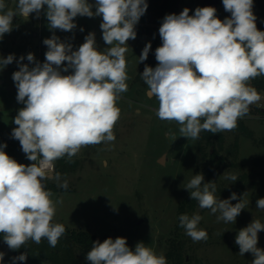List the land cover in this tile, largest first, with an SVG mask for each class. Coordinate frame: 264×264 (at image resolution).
Listing matches in <instances>:
<instances>
[{
    "label": "clouds",
    "instance_id": "obj_1",
    "mask_svg": "<svg viewBox=\"0 0 264 264\" xmlns=\"http://www.w3.org/2000/svg\"><path fill=\"white\" fill-rule=\"evenodd\" d=\"M231 15L223 20L214 7H197L193 15L184 8L178 15L167 14L159 27L161 45L155 49L156 67L145 65L141 78L147 95L158 101L156 116L179 125L180 137L198 140L202 131L217 134L234 130L238 120L249 114L250 106L259 104L261 94L251 81L264 76V31L257 28L253 0H222ZM46 6V7H45ZM95 7V11H93ZM148 8L147 0H17L15 9L0 0V40L16 25L14 17L44 12L47 27L53 32L43 40L47 46L45 62L27 54L24 64L17 60L18 71L12 74L17 88L16 99L24 107L14 118L17 127L11 138L18 140L31 164L18 163L0 144V234L10 250H19L28 241L36 244L47 239L56 247L65 234L63 224L54 222L57 205L46 181L67 189V180L55 172V161H69L82 148L114 142V127L120 119L118 102L128 91L126 52L128 41L137 36L136 25ZM80 17H102L100 28L107 45L98 50L95 33L73 50L60 40L56 30L71 32ZM83 31V28L80 29ZM151 43L139 56L147 60ZM14 54L0 56V70L13 63ZM65 62L67 64L65 65ZM71 74L64 75L69 70ZM176 138H174L175 140ZM235 182V174L224 176ZM201 209H210L217 220L234 224L247 206L233 192L228 199L217 198L216 184L204 182L202 173L195 174L183 187ZM264 211V198L256 202ZM179 226L193 242L206 241L207 231L199 228L202 216H179ZM264 223L253 219L240 229L235 243L239 255L251 253L252 264H264V249L257 247L258 233ZM5 253L0 252V264ZM27 254L12 258V264L26 261ZM90 264H168L163 253L138 242L135 249L126 238L93 241L86 254Z\"/></svg>",
    "mask_w": 264,
    "mask_h": 264
},
{
    "label": "rangeland",
    "instance_id": "obj_2",
    "mask_svg": "<svg viewBox=\"0 0 264 264\" xmlns=\"http://www.w3.org/2000/svg\"><path fill=\"white\" fill-rule=\"evenodd\" d=\"M194 2L203 0H185L179 5L177 15ZM89 3L94 5L95 0H89ZM16 4L17 0H10L7 8L15 9ZM92 10L95 11V7ZM218 10L221 20L231 15L226 17L223 8ZM74 22L76 29L71 32L56 30L55 35L77 50L85 36L94 32L98 50L107 47L100 28L102 17L77 16ZM13 24L16 27L0 40V56L14 54L16 57L13 63L0 70V144L7 145L4 151L18 163L28 165L32 162L22 152L19 141L9 136L17 127L13 121L18 110L24 107L16 99L17 88L12 74L19 70L16 61L21 56L25 57L22 63L34 67L26 59L28 53H33L36 61L45 62L47 46L43 40L50 38L53 32L47 27L43 11L38 19L35 13L30 14L27 20L14 17ZM81 28L83 31H80ZM136 32V39L127 42L129 48L125 55L130 79L127 81L128 91L118 102L121 115L114 127L115 141L82 148L72 158L75 165L61 175L62 180L68 182L67 189L57 187L52 180L45 182L46 185L54 182L57 191H52L53 200H62V204L57 205L54 222L101 238H126L127 245L133 250L138 242H143L157 254L163 253L168 264L172 263L167 258V252L177 239L183 240L186 257L192 264H252L254 257L251 253L239 255L235 238L238 231L253 219L264 223V211L256 206L257 200L264 198V92L259 104L251 105L249 114L242 118L253 131V138L240 136L237 158L228 156L208 180L216 184L217 198L228 199L235 192L238 199L231 203L235 205L242 198L247 202L246 208L231 224L218 221V213L201 209L197 202L190 217L193 214L202 216L199 228L207 231V240L193 242L185 230L178 238L179 207L190 198L189 191L183 187L193 175L203 174L206 167L199 149L202 132L198 140H188L179 136L177 123L163 121L156 116L158 101L148 97L147 85L141 78L145 61L139 63L143 48L147 43L152 46L156 34L152 26L147 32L139 30L136 25ZM161 43L159 36L155 49ZM157 63L154 59L153 68ZM71 71L62 74L68 75ZM233 139V134L226 133L225 148ZM161 160L163 163H160ZM253 168L258 173L253 178L255 187L247 185L243 178ZM228 174H235L238 180L232 182L225 179ZM258 237L257 247L264 249V230L258 233ZM0 252L5 253L2 264H12L14 255L11 250L0 244ZM16 264L23 263L17 261Z\"/></svg>",
    "mask_w": 264,
    "mask_h": 264
},
{
    "label": "trees",
    "instance_id": "obj_3",
    "mask_svg": "<svg viewBox=\"0 0 264 264\" xmlns=\"http://www.w3.org/2000/svg\"><path fill=\"white\" fill-rule=\"evenodd\" d=\"M6 6L10 0H4ZM185 0H147L148 8L146 13L140 18L137 23L138 29L143 31H149L152 26L153 32L156 34L154 41L149 51L147 60L142 67L144 70L145 65L150 67L154 66L155 59V47L159 39V27L163 21V18L167 14H177L180 4H183ZM253 12L257 17L256 24L257 28L261 31H264V0H253ZM197 7H208L204 1L203 2H194V4L187 5L185 8H188L189 15H193ZM220 8H223L222 0L219 4ZM219 9V8H218ZM226 17L230 15L229 12L224 10ZM219 18L218 14H216ZM251 85L257 89V91L262 94L264 92V76L257 77L251 81ZM226 133H231L234 135V139L228 148H225L226 143ZM253 131L248 128L245 122L242 119L238 120V126L231 131H224L217 134H212L207 131H202L201 140L199 144L200 153L205 163L203 176L204 182H208L213 175V172L216 170V167L221 166L225 163L227 157L237 158L239 153V138L240 136H245L247 138H253ZM226 152V155L224 154ZM75 160L69 161L67 158H62L56 161V172L66 174L71 170V167L75 165ZM255 168H253L249 174L243 176L244 182L251 187H255L256 183L253 178L257 176ZM261 174H259L260 176ZM47 188L51 191L56 192L54 182H49ZM197 201L191 200L190 198L185 199L180 207L178 218L181 214H187L190 217V212L196 207ZM179 220V219H178ZM65 226V225H64ZM66 232L60 238L56 247H51L48 244L47 239H42L41 243L36 244L33 241H28L25 245L22 246L19 250H11L14 257H17L21 254H27L26 261H20L23 264H40L43 262H48L51 264H90L86 260V254L91 250L93 241L99 240L103 242L105 239L110 238L105 236L103 238L98 237L97 235L90 233L85 230H75L65 226ZM177 237H182L181 232L184 230L177 226ZM0 244L7 246L3 240V234H0ZM167 258L172 264H192L191 260L189 261L186 257L184 242L181 239H177L172 242L167 252Z\"/></svg>",
    "mask_w": 264,
    "mask_h": 264
},
{
    "label": "water",
    "instance_id": "obj_4",
    "mask_svg": "<svg viewBox=\"0 0 264 264\" xmlns=\"http://www.w3.org/2000/svg\"><path fill=\"white\" fill-rule=\"evenodd\" d=\"M203 1L207 6L214 7L217 10L216 14H218V8L221 0H203ZM160 163H163V160H161Z\"/></svg>",
    "mask_w": 264,
    "mask_h": 264
},
{
    "label": "crops",
    "instance_id": "obj_5",
    "mask_svg": "<svg viewBox=\"0 0 264 264\" xmlns=\"http://www.w3.org/2000/svg\"><path fill=\"white\" fill-rule=\"evenodd\" d=\"M9 136H11V135H9ZM0 138H2V137H0Z\"/></svg>",
    "mask_w": 264,
    "mask_h": 264
}]
</instances>
